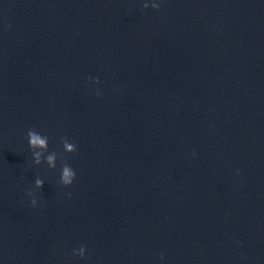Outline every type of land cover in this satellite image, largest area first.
Here are the masks:
<instances>
[{
    "label": "water",
    "instance_id": "1",
    "mask_svg": "<svg viewBox=\"0 0 264 264\" xmlns=\"http://www.w3.org/2000/svg\"><path fill=\"white\" fill-rule=\"evenodd\" d=\"M0 264H264V0H0Z\"/></svg>",
    "mask_w": 264,
    "mask_h": 264
},
{
    "label": "clouds",
    "instance_id": "2",
    "mask_svg": "<svg viewBox=\"0 0 264 264\" xmlns=\"http://www.w3.org/2000/svg\"><path fill=\"white\" fill-rule=\"evenodd\" d=\"M143 7L147 8L148 4L145 3L143 5ZM152 7L153 8H159V5L153 4ZM95 82H97V83L99 82L98 78H95ZM97 94L99 95V93H97ZM27 136H28V143H29L30 149L32 150V156L34 158V163L36 165H39L42 162V159H44V160H46V162L50 168H55L56 167V160L58 158L57 153L55 151H53L50 154H48L46 157H44V153L47 152V150H48V137L39 134L35 130V128L29 129L27 132ZM61 140H62L64 151L69 152V153H74L78 150L77 145L75 143H70L68 141V138L62 137ZM61 156H62V154H61ZM75 176H76V172L65 161L62 165L60 183L64 186L71 185ZM43 184H44V181L41 178L37 177L35 179L36 188H42ZM27 194L32 195L31 190H29L27 192ZM31 204L34 207L37 205V200L35 197H33V199L31 200ZM73 253H74V255H78V256L83 257L84 253H85V248L83 246H81L79 248V250L74 249ZM161 259H163V254H161Z\"/></svg>",
    "mask_w": 264,
    "mask_h": 264
}]
</instances>
